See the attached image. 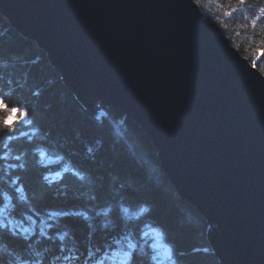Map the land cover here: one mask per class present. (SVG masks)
<instances>
[{
    "label": "water",
    "instance_id": "95a60500",
    "mask_svg": "<svg viewBox=\"0 0 264 264\" xmlns=\"http://www.w3.org/2000/svg\"><path fill=\"white\" fill-rule=\"evenodd\" d=\"M91 109L153 143L221 264H264V76L194 0H0Z\"/></svg>",
    "mask_w": 264,
    "mask_h": 264
},
{
    "label": "trees",
    "instance_id": "16d2710c",
    "mask_svg": "<svg viewBox=\"0 0 264 264\" xmlns=\"http://www.w3.org/2000/svg\"><path fill=\"white\" fill-rule=\"evenodd\" d=\"M194 2L264 76V0ZM61 77L0 13V264H221L143 130Z\"/></svg>",
    "mask_w": 264,
    "mask_h": 264
},
{
    "label": "rangeland",
    "instance_id": "374dc122",
    "mask_svg": "<svg viewBox=\"0 0 264 264\" xmlns=\"http://www.w3.org/2000/svg\"><path fill=\"white\" fill-rule=\"evenodd\" d=\"M10 224H13V223H10ZM155 249H156V254L158 256L162 257L163 259L169 258V252L165 246L158 244L157 247H155Z\"/></svg>",
    "mask_w": 264,
    "mask_h": 264
},
{
    "label": "snow or ice",
    "instance_id": "6c2138e0",
    "mask_svg": "<svg viewBox=\"0 0 264 264\" xmlns=\"http://www.w3.org/2000/svg\"><path fill=\"white\" fill-rule=\"evenodd\" d=\"M261 54L264 55V52H262Z\"/></svg>",
    "mask_w": 264,
    "mask_h": 264
}]
</instances>
